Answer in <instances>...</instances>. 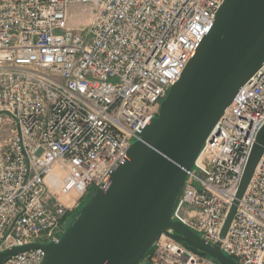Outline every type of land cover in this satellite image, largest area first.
<instances>
[{
  "label": "built area",
  "instance_id": "2783aa9c",
  "mask_svg": "<svg viewBox=\"0 0 264 264\" xmlns=\"http://www.w3.org/2000/svg\"><path fill=\"white\" fill-rule=\"evenodd\" d=\"M224 0H0V252L58 240L90 187L106 189L158 114ZM264 124V62L206 139L171 219L264 264V154L224 238ZM42 248L0 264H41ZM149 264H219L161 235Z\"/></svg>",
  "mask_w": 264,
  "mask_h": 264
},
{
  "label": "water",
  "instance_id": "95a60500",
  "mask_svg": "<svg viewBox=\"0 0 264 264\" xmlns=\"http://www.w3.org/2000/svg\"><path fill=\"white\" fill-rule=\"evenodd\" d=\"M158 114L137 133L128 159L111 172L58 240L0 252V262L42 248L41 264H138L161 235L206 253L219 264H240L184 224L171 219L179 192L203 144L238 89L264 62V0H224ZM264 154L258 130L223 223L224 238L238 198Z\"/></svg>",
  "mask_w": 264,
  "mask_h": 264
},
{
  "label": "rangeland",
  "instance_id": "374dc122",
  "mask_svg": "<svg viewBox=\"0 0 264 264\" xmlns=\"http://www.w3.org/2000/svg\"><path fill=\"white\" fill-rule=\"evenodd\" d=\"M96 190L93 187H90L86 195L83 197L81 200L80 206L72 213L68 214L65 223L62 225V227L57 231L58 237L62 235L64 230L70 225V223L73 221L74 217L77 215V213L81 210V208L85 205V203L89 200L91 195L95 192ZM138 264H149L148 258H144L141 260Z\"/></svg>",
  "mask_w": 264,
  "mask_h": 264
},
{
  "label": "trees",
  "instance_id": "16d2710c",
  "mask_svg": "<svg viewBox=\"0 0 264 264\" xmlns=\"http://www.w3.org/2000/svg\"><path fill=\"white\" fill-rule=\"evenodd\" d=\"M185 245H186V244H185ZM186 246H188V245H186ZM188 247L191 248V249H193L194 251L198 252L201 256L210 257V256H208L206 253L201 252V251H199V250H197V249H195V248H193V247H191V246H188ZM145 258H148V255H147Z\"/></svg>",
  "mask_w": 264,
  "mask_h": 264
},
{
  "label": "flooded vegetation",
  "instance_id": "af4514ba",
  "mask_svg": "<svg viewBox=\"0 0 264 264\" xmlns=\"http://www.w3.org/2000/svg\"><path fill=\"white\" fill-rule=\"evenodd\" d=\"M70 214V213H69Z\"/></svg>",
  "mask_w": 264,
  "mask_h": 264
}]
</instances>
